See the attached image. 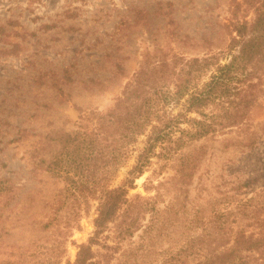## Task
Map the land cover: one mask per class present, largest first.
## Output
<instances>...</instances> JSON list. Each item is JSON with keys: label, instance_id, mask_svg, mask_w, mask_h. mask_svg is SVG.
<instances>
[{"label": "trees", "instance_id": "trees-1", "mask_svg": "<svg viewBox=\"0 0 264 264\" xmlns=\"http://www.w3.org/2000/svg\"><path fill=\"white\" fill-rule=\"evenodd\" d=\"M228 12L224 50L158 56L140 64L111 107L88 113L84 127L50 132L49 149L31 168L42 183L39 188L22 190L12 178L0 177V240L18 227L27 239L25 264H60L67 239L92 201L93 230L65 264H111L147 215L143 231L152 239L156 213L163 211L157 203L168 190L162 192L165 182L175 178L176 189L186 190L210 139L254 145L256 133L249 131L248 120L264 91V0H229ZM130 157L126 176L112 185ZM170 168L173 175L166 180L154 184L147 176L142 183L152 196L128 195L136 177ZM248 204H236L231 220L216 209L208 218L195 209L180 229L182 239L170 236L167 255L153 264H264V197L257 209L247 211ZM237 213L251 219L244 223Z\"/></svg>", "mask_w": 264, "mask_h": 264}, {"label": "rangeland", "instance_id": "rangeland-1", "mask_svg": "<svg viewBox=\"0 0 264 264\" xmlns=\"http://www.w3.org/2000/svg\"><path fill=\"white\" fill-rule=\"evenodd\" d=\"M228 2L0 0V177L12 178L24 186L22 190L39 188L42 183L31 168L49 149L50 132L84 127L88 113L111 107L140 64L151 63L158 56H202L224 50L229 39ZM251 17L249 11L247 18ZM250 113L254 145L212 143L210 139L186 190L176 189L175 178L165 182L162 192L168 190L157 203L163 211L156 213L158 229L153 227L152 239L143 231L147 215L111 264L161 261L170 250V236L182 237L180 229L195 209L205 218L216 209L229 213L231 220L238 203H250L247 211L258 208L264 197V91ZM132 162L130 157L112 185L121 183ZM172 175L171 168L159 175L146 171L135 178L128 195L152 196L154 191H145L142 184L146 177L155 184L156 179ZM38 176L43 174L38 172ZM44 180L51 187L50 180ZM91 203L89 211L82 212L79 229H73L67 239L60 264L72 261L77 244L91 234L95 202ZM236 215L244 223L249 221L248 216ZM5 223L9 225V219ZM18 230L13 228L12 235L0 240V264H25L27 239ZM107 241L111 243V239ZM93 248L104 251L96 245Z\"/></svg>", "mask_w": 264, "mask_h": 264}]
</instances>
